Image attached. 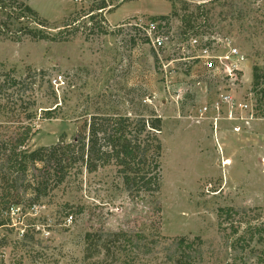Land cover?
I'll return each mask as SVG.
<instances>
[{
    "label": "rangeland",
    "instance_id": "rangeland-1",
    "mask_svg": "<svg viewBox=\"0 0 264 264\" xmlns=\"http://www.w3.org/2000/svg\"><path fill=\"white\" fill-rule=\"evenodd\" d=\"M152 21L173 33L159 52L135 28ZM190 36L246 57L232 114L220 79L179 61ZM28 126L26 149L84 139L89 163L60 185L51 173L34 205L21 197L0 264H174L184 238L198 264H264V233L234 247L264 224V0H0V196L4 151ZM115 134L137 157L128 165Z\"/></svg>",
    "mask_w": 264,
    "mask_h": 264
},
{
    "label": "trees",
    "instance_id": "trees-1",
    "mask_svg": "<svg viewBox=\"0 0 264 264\" xmlns=\"http://www.w3.org/2000/svg\"><path fill=\"white\" fill-rule=\"evenodd\" d=\"M107 8L106 4L103 2L98 8L92 10L88 15L90 19L94 20L95 11H104ZM257 70H254V84L258 82V76L256 73ZM46 118L52 117V111H48L45 114ZM32 136V127H25L23 134L15 141L9 142L11 147L4 151L5 153V172L3 178V186L0 196V229L6 228V226L11 223V211L13 212L14 208L20 203L21 197L23 201H28L29 204L34 205L35 202L40 201L47 197V181L52 175H57V185L64 183L66 172H70L71 169L75 168L77 165L82 167L88 165L89 161L87 158L86 143L84 139L73 140L72 142H65L64 138L51 148H41L35 151H30L26 149V144ZM112 140V144H115L114 149L117 154V158L120 159L121 163L128 165L132 161L136 160L137 157L135 153L128 147L122 146L117 149V145L122 141L120 138L116 137V134L113 137L109 138ZM41 169H40V168ZM34 171H38V177L33 174ZM41 171H44V174L41 175ZM46 172V173H45ZM48 173V174H47ZM47 174V175H46ZM127 183H130L132 179L130 176L125 175ZM25 182L28 186L22 190L20 189L19 182ZM159 182V174L153 179V185L157 187ZM28 188L31 191V195L27 194ZM23 194V195H22ZM29 196V198H27ZM2 211L7 213L8 218L2 216ZM223 213L229 214L231 210H222ZM80 213V210L78 211ZM73 220V218H72ZM264 233V224L259 226H253L249 230V237H239L236 240L234 247H244V245L249 241L253 242L256 237L257 241L261 242L263 240ZM22 238L28 239L29 234L26 233ZM177 252L172 256L169 255L168 260L172 263L173 258L177 256V262L174 264H198L200 260V255L194 250V244H187L186 239H179L177 241ZM132 244V241H125V245ZM2 244H0L1 246ZM127 247H125L127 249ZM130 247V246H129ZM182 249V250H181ZM191 250V251H189ZM193 250V251H192ZM126 255L130 257L131 250H126ZM193 253V254H191ZM261 261L264 262V252L260 254ZM123 264H132L128 257H125Z\"/></svg>",
    "mask_w": 264,
    "mask_h": 264
},
{
    "label": "built area",
    "instance_id": "built-area-1",
    "mask_svg": "<svg viewBox=\"0 0 264 264\" xmlns=\"http://www.w3.org/2000/svg\"><path fill=\"white\" fill-rule=\"evenodd\" d=\"M137 32L152 46L156 52H159L167 47L169 42L173 39L171 29L166 26L163 21H152L145 26H135ZM219 43H222L220 46ZM182 55L184 67L188 68L191 61L199 60L206 70V77L213 79H220L224 86L221 88L223 94L221 98L229 104L230 113L235 109L233 93H235L241 84H243V66L245 65L246 57L240 52L238 48L232 46L231 42L225 40H208L205 37L190 36L182 39ZM225 47L226 50L222 53L220 48ZM187 49L196 51V55H184ZM177 61V60H176ZM172 61V62H176ZM178 62V61H177ZM61 77L54 80V84H59ZM6 82H4L5 84ZM241 110H248L250 105L240 104L238 106ZM216 110L220 111V106L216 104ZM206 112V109H204ZM250 118H245L246 122ZM72 222V217L69 218Z\"/></svg>",
    "mask_w": 264,
    "mask_h": 264
},
{
    "label": "bare ground",
    "instance_id": "bare-ground-1",
    "mask_svg": "<svg viewBox=\"0 0 264 264\" xmlns=\"http://www.w3.org/2000/svg\"><path fill=\"white\" fill-rule=\"evenodd\" d=\"M228 164H229V162L226 161V162H225V166L228 165Z\"/></svg>",
    "mask_w": 264,
    "mask_h": 264
}]
</instances>
